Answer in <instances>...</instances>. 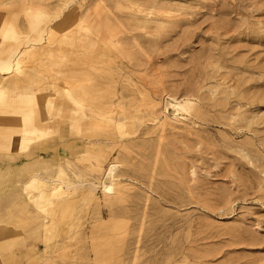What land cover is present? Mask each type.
<instances>
[{"label":"rangeland","instance_id":"rangeland-1","mask_svg":"<svg viewBox=\"0 0 264 264\" xmlns=\"http://www.w3.org/2000/svg\"><path fill=\"white\" fill-rule=\"evenodd\" d=\"M0 252L264 264V0H0Z\"/></svg>","mask_w":264,"mask_h":264},{"label":"crops","instance_id":"crops-1","mask_svg":"<svg viewBox=\"0 0 264 264\" xmlns=\"http://www.w3.org/2000/svg\"><path fill=\"white\" fill-rule=\"evenodd\" d=\"M0 264H11V263H9V255L2 254L0 252Z\"/></svg>","mask_w":264,"mask_h":264},{"label":"bare ground","instance_id":"bare-ground-1","mask_svg":"<svg viewBox=\"0 0 264 264\" xmlns=\"http://www.w3.org/2000/svg\"><path fill=\"white\" fill-rule=\"evenodd\" d=\"M97 25H99V24H97ZM106 26L108 27L109 25H106ZM98 27H99V26H98ZM107 30H108V29H107ZM2 69L4 70L5 68H2ZM174 107H175V106H174ZM110 172H112V171H110ZM100 186H103V185H102V180H100V181H98V182H96V183H95V182L93 183V187H94V188H97V187H100ZM104 188H105V187H104Z\"/></svg>","mask_w":264,"mask_h":264},{"label":"water","instance_id":"water-1","mask_svg":"<svg viewBox=\"0 0 264 264\" xmlns=\"http://www.w3.org/2000/svg\"><path fill=\"white\" fill-rule=\"evenodd\" d=\"M170 100H171V99L168 98V99H167V102H170ZM175 112H176V111H175L173 108H171V107H168V108H167V113H168V114H174ZM108 182H109V181L107 180V181H106V184H108Z\"/></svg>","mask_w":264,"mask_h":264}]
</instances>
